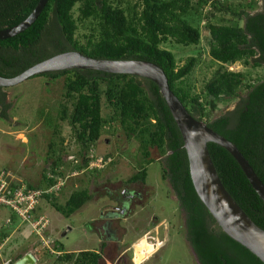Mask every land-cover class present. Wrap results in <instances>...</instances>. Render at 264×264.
<instances>
[{
	"label": "trees",
	"instance_id": "1",
	"mask_svg": "<svg viewBox=\"0 0 264 264\" xmlns=\"http://www.w3.org/2000/svg\"><path fill=\"white\" fill-rule=\"evenodd\" d=\"M255 1L251 0L247 4L248 9L253 7ZM258 1L261 2V9L253 13L243 5L231 11L233 20L230 23H206L209 33L208 54L218 67L205 82L203 97L191 92L184 83L199 58L188 56L178 65L174 53L161 47V44L173 41L183 46L197 45L200 31L184 16L190 9L199 11L204 4H210L215 11L227 9L219 0H197L194 8L191 0H136L130 17L109 0H48L31 26L13 37L0 40V75L15 76L45 58L68 50L78 51L91 58L154 62L162 68L171 91L187 111L234 143L264 184V78L246 82L242 71L228 70L226 67L236 62L246 67H257L264 62V0ZM37 2L0 0V29L21 22ZM76 4L79 20L93 18L98 21L97 35L90 34L83 43L75 37L77 24L72 10ZM63 74H68L64 97L72 101V106L69 109L62 103L58 118L69 125L79 146L80 157L76 155L77 158L70 161L74 169L81 171L90 168L92 172L98 173L99 168L92 162L100 158L103 165L112 159L110 154L99 157L89 152L91 144L101 136L108 123L102 115L101 97L104 96L107 105L113 110L110 120H117L128 137H135L141 151L138 160L141 161L140 166L127 182L144 184L147 176L144 165L153 161L150 149L156 148L161 153L162 158L157 159L161 179L168 183L169 190L177 198L178 208L184 215L186 241L197 263L264 264L225 234L198 198L189 175L181 135L153 81L130 74L89 69H70L41 75L55 78ZM241 86H244L245 94L239 98ZM4 97L5 93L0 87V104ZM237 97L239 102L233 111L214 116L219 102ZM8 107L9 104H4L1 110V116L5 119ZM59 133V130H55L57 137ZM55 145L54 140L49 143L50 157H47L51 160V175L44 174L42 188L25 183L27 188L46 190L64 176L59 166H64L66 162L55 150ZM207 148L227 192L246 215L264 230V202L238 163L226 149L213 142H208ZM19 185L14 184L12 188ZM55 193L44 192L40 198L49 201L65 217L79 210L92 197L87 188L75 189L64 204H59L55 202ZM36 208L31 211L35 216ZM8 211L13 221L8 230L0 234V243L19 223L16 213L11 209ZM63 248L61 242L54 246L59 254L50 264H98L100 259V253L95 249L70 251Z\"/></svg>",
	"mask_w": 264,
	"mask_h": 264
},
{
	"label": "rangeland",
	"instance_id": "2",
	"mask_svg": "<svg viewBox=\"0 0 264 264\" xmlns=\"http://www.w3.org/2000/svg\"><path fill=\"white\" fill-rule=\"evenodd\" d=\"M196 1L191 0L193 8ZM219 1L227 9L215 11L210 4H204L199 11L190 9L184 16L200 31L197 45L183 46L173 41L161 44V47L174 53L178 65L188 56L199 58L184 83L190 87L191 92L202 97L205 82L218 67L208 54L209 33L206 23H230L233 20L231 11L238 10L241 5L252 13L261 9V2L258 0L251 9L247 7L251 0ZM109 2L120 6L130 17L136 0ZM77 7L76 4L72 10L77 24L75 37L83 43L90 34L97 35L98 21L93 18L79 20ZM226 67L228 70L242 71L246 82L264 78V62L257 67H246L239 62L227 64ZM67 76L68 74H63L50 78L36 75L18 84L2 87L5 97L0 104V178L7 184L10 183V189L17 182L42 188L44 174L51 175V160L47 157H50L49 143L54 140L55 150L66 162L64 166H59L64 176L57 179L60 183L55 191V202L64 204L71 191L81 188H87L92 197L69 217L57 212L49 201L41 198L36 215L47 216L50 223L38 234L27 222L17 223L0 243V264L9 261L13 263L27 253L35 258L33 264H50L59 254L54 249L59 242L63 244L64 250H97L100 242L93 228L96 229L98 222L93 219L101 218L100 212L104 215L106 210H113L116 205L114 197L124 189L136 191L140 193V197L132 198L130 211L118 218V222H113L117 239H110L112 242L110 241L105 251L106 264H198L186 241L184 215L178 208L177 198L169 190L168 183L161 179L157 159L162 158V155L156 148L150 149L153 161L144 165L147 169L145 183L127 182L140 166L141 161L138 160L141 158V151L135 137H128L117 120H110L113 110L107 105L104 96L101 97L102 115L108 123L90 148L93 156L110 154L113 161L103 165L99 161L93 162L99 168L98 173L92 172L90 168L77 171L72 167L70 161L80 157L79 146L72 129L58 118V109L62 103L69 109L72 106V101L64 97ZM244 94L245 88L241 86L239 98L244 97ZM239 98L219 102L214 116L233 111ZM4 104H9L5 110L6 119L1 116ZM55 130L60 131L59 137L55 135ZM123 202L128 204L129 201L123 199L118 203L125 206ZM12 221L6 206H0V234L8 230ZM119 253L123 254L116 260Z\"/></svg>",
	"mask_w": 264,
	"mask_h": 264
},
{
	"label": "water",
	"instance_id": "3",
	"mask_svg": "<svg viewBox=\"0 0 264 264\" xmlns=\"http://www.w3.org/2000/svg\"><path fill=\"white\" fill-rule=\"evenodd\" d=\"M47 1L38 0L25 19L11 27L0 29V40L13 37L31 26ZM70 69L130 74L153 81L158 86L181 135L188 160L189 175L198 198L225 234L247 248L264 263V230L246 215L223 186L207 143L213 142L231 154L263 202L264 184L234 143L187 111L171 91L167 77L159 65L139 59L91 58L78 51L68 50L45 58L15 76L0 75V87L18 84L31 76ZM33 262L35 258L31 253H27L13 263L9 261L4 264H33Z\"/></svg>",
	"mask_w": 264,
	"mask_h": 264
},
{
	"label": "built area",
	"instance_id": "4",
	"mask_svg": "<svg viewBox=\"0 0 264 264\" xmlns=\"http://www.w3.org/2000/svg\"><path fill=\"white\" fill-rule=\"evenodd\" d=\"M98 161L101 163L100 158L95 162ZM7 183L8 182L0 178V206H6L15 212L16 216L20 220V223L27 222L30 224L32 230H34L36 234L45 230L49 224L48 217L45 215L33 217L31 211L37 205L40 195L44 192L50 193L57 190L60 182H57L46 190L27 188L24 184H17L19 187L12 188V190L9 187L10 183Z\"/></svg>",
	"mask_w": 264,
	"mask_h": 264
},
{
	"label": "flooded vegetation",
	"instance_id": "5",
	"mask_svg": "<svg viewBox=\"0 0 264 264\" xmlns=\"http://www.w3.org/2000/svg\"><path fill=\"white\" fill-rule=\"evenodd\" d=\"M95 142V141H94ZM93 142V143H94ZM92 143V144H93ZM92 146V145H91ZM90 146V147H91ZM89 152L91 153V148L89 150ZM117 198H115V203L116 205L113 206V210H106L105 214H103V212H100L101 218H94L93 221L96 220V222H98L96 225V229L93 228V232H96L98 234V238H99V246L98 249L96 251H98L100 253V259L98 260V264H106L107 259H106V254L105 251L110 243V239H114L116 240V235L115 234V227L113 226V222H118V218H120L123 214L127 212H129L130 210V201L132 198L134 197H140V193L138 192H132L128 189H124L122 191V193L119 195H116ZM127 200L129 201L128 204H124L125 202H123V204L125 206H122V204H119L118 202H121L122 200ZM115 211V212H114ZM118 212V213H116ZM102 213V214H101ZM112 242V241H111ZM123 253H119L117 254V258L116 260L120 259ZM4 264V263H2Z\"/></svg>",
	"mask_w": 264,
	"mask_h": 264
},
{
	"label": "clouds",
	"instance_id": "6",
	"mask_svg": "<svg viewBox=\"0 0 264 264\" xmlns=\"http://www.w3.org/2000/svg\"><path fill=\"white\" fill-rule=\"evenodd\" d=\"M41 75V74H40ZM36 76V75H35ZM95 162V161H94ZM93 163V162H92ZM20 183V182H19ZM16 184H18V182L16 183ZM58 190V189H57ZM56 191V190H55ZM51 193V192H50ZM41 198H39V200H40ZM39 200H38V203H39ZM38 203H37V205H38ZM36 205V206H37ZM36 206L34 207V208H36ZM6 209H8L9 210V208H7L6 207ZM41 215V214H40ZM37 216H39V215H37ZM37 216H35L34 214H33V217H37ZM47 217V216H46ZM49 219V218H48ZM19 223H20V220H19ZM49 223H50V220H49ZM20 224H23V223H20Z\"/></svg>",
	"mask_w": 264,
	"mask_h": 264
},
{
	"label": "crops",
	"instance_id": "7",
	"mask_svg": "<svg viewBox=\"0 0 264 264\" xmlns=\"http://www.w3.org/2000/svg\"><path fill=\"white\" fill-rule=\"evenodd\" d=\"M0 260H1V258H0Z\"/></svg>",
	"mask_w": 264,
	"mask_h": 264
}]
</instances>
